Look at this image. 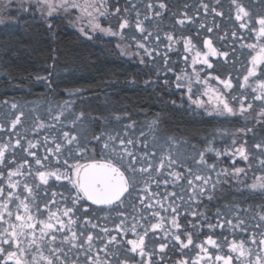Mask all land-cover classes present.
Returning a JSON list of instances; mask_svg holds the SVG:
<instances>
[{"label":"snow or ice","instance_id":"snow-or-ice-1","mask_svg":"<svg viewBox=\"0 0 264 264\" xmlns=\"http://www.w3.org/2000/svg\"><path fill=\"white\" fill-rule=\"evenodd\" d=\"M169 12L168 0H124L123 7L121 0H0V25L10 30L4 32L6 39L0 43L5 56L19 53L18 45L24 41L17 33L30 32L33 24L29 19L52 42L65 19L88 41L118 38L124 42L116 44L120 55H134L145 67L162 58L163 68L169 72L173 71L169 54L179 51L182 44L181 59L185 63L191 60L192 73L177 74L176 88L187 87L189 101L205 108L208 115L245 121V126L233 133L229 147L221 151L209 142L197 152L192 157L193 169L173 153L178 143L175 137H167L168 148L157 161L156 151H147L143 130L139 137L135 135L137 122L130 114L125 113L129 122L121 132L111 127L107 117L91 116L83 109L72 111L73 119L65 123L71 104L48 101L47 118L34 108L31 127L21 133L18 129L23 127L26 113L18 103L3 100L0 103L8 111L0 122V133L7 134L0 140V264H264V137L251 144L235 138L255 135L257 126L264 129V0H249V4L228 0L227 19H234L238 26L231 31V52H236L237 42L249 50L247 71L238 82L241 91L237 95L231 94V77L221 79L211 72L203 78L200 75L214 68L209 57L227 62L230 56L229 51L214 46L210 35L203 38L207 51L196 43L201 32L212 34L220 29L215 18L226 17L222 0H196L192 5L184 3L178 13H170L180 29L193 25L195 36L164 31L159 21ZM209 16L213 17L211 25L207 23ZM246 36L255 39L247 42ZM228 38L227 31L219 36L221 41ZM133 47L135 52L130 51ZM47 59L52 63L42 69L45 75L35 74L34 83L51 90L61 66L58 56ZM197 65L206 69H197ZM65 69L74 75L71 67L65 65ZM210 79L223 85V90L212 88ZM194 84L204 85L203 93L195 99ZM84 91L66 89L70 97ZM201 95L208 100H202ZM114 119L119 122L122 117ZM252 121L254 124L247 126ZM160 123L156 117L146 126L155 133ZM156 142L154 135L153 144ZM209 152H214L217 160L228 156L230 166L217 170V164L206 158ZM238 161L245 166H237ZM249 171L254 173L250 184L241 179ZM257 171L261 174L255 175ZM211 173H215V180ZM229 178L243 185V189L237 187L243 199L230 202L227 213L217 209L213 222L199 206L204 199L217 198L218 188L230 183ZM169 185L172 191H168ZM177 187L181 188L179 193ZM245 191L248 196H244ZM257 195L258 204L243 206ZM126 201L133 202L131 216L122 210ZM98 211L104 214L97 216ZM112 213L115 218L110 221ZM100 220L114 226L101 225ZM205 225L210 230L207 235L203 234ZM225 230L233 236L242 232L246 239L229 240ZM191 252L195 255H189Z\"/></svg>","mask_w":264,"mask_h":264},{"label":"trees","instance_id":"trees-1","mask_svg":"<svg viewBox=\"0 0 264 264\" xmlns=\"http://www.w3.org/2000/svg\"><path fill=\"white\" fill-rule=\"evenodd\" d=\"M168 3L170 12L164 15L162 21H159L161 28L164 31L175 30L178 35L183 32L184 34L195 36L196 29L193 25H187L185 28L180 29L179 26L175 25V20L170 13H178L183 8L184 3L192 5L196 3V0H168ZM123 5L124 0H121V6L123 7ZM210 17L207 20H211ZM29 23L33 24L29 33L25 34L23 30L17 33V38L22 37L24 43L18 45L20 51L16 56H12V54L5 56L3 48H0V102L5 99L10 101L15 99L29 100L32 98L47 102L56 100L67 101L72 104L73 111L79 112L83 109L88 115L107 117L111 121V127L113 124L124 125L115 122L116 120L112 118L125 113L133 117H141L142 114L147 115V117L162 116L159 119L164 118V121L162 125L160 123L158 130L160 132L165 131V133L179 134L182 137L181 140L186 142V148L187 146L193 147V144L194 146L197 145V137L194 138L193 132L203 128L201 133L204 134L202 135L203 141H201V144L204 145V148L209 142L215 149L221 151L231 145L234 138L233 135L229 137V133L217 134L211 132L212 123L210 120L195 119L196 117L193 113L177 105L176 96L165 88L163 76L167 70L163 68L162 58H157L155 64L149 62V66L145 67V65L139 63V58L134 55H120V49L116 48V44L124 42L119 41L118 38L102 37L88 41L80 36L76 28L71 27L64 20L55 42H52L43 33V29L35 27L34 21L29 19ZM104 23L107 24V21H104ZM236 27V30H238L237 25ZM6 31L10 30L0 25V43H3L6 39L4 36ZM223 34L224 31L219 30L212 34L203 31L199 38L196 39L197 47L202 51H207L203 48V38L210 35L213 43H216L218 48L222 50L220 46L225 44V41H221L219 36ZM228 34L229 38L227 40L230 41L231 33ZM237 45H239V42L236 43L235 47ZM51 49H55V52H51ZM229 49H224L230 52L228 59H234L238 54L240 57L246 56V54L237 52L232 53L231 48ZM237 49L240 50V48ZM130 51L135 52L136 50L133 47ZM49 55L58 56L61 66L58 69L59 77L54 76L53 89L51 90L42 84L34 83L35 74L40 72L41 75H45L46 73L42 69L46 63H52L51 59H47ZM169 55V66L173 68L172 72L184 70L185 68L190 69L189 66L187 67L189 61L185 67L182 66V44L179 45V51L172 52ZM236 63L240 64L237 65ZM243 64H245L243 59L235 62V65L232 66H229L228 62L220 60L214 66L216 68L214 76L218 75L220 78H228V76L236 74L237 69L243 67ZM65 65L74 70V75H70L66 71ZM145 81H151V83L146 85ZM154 86L155 89H153ZM67 88H82L85 91L80 96L70 97L66 93ZM172 101H175V104ZM216 126L224 127V129L244 127L239 122V119L232 120L227 118H220L218 123L213 125V127ZM218 136L219 139L217 138ZM259 136L260 138L264 137V129L257 126L255 135L249 133L247 137L237 136L235 138L240 140L242 137L251 144ZM197 152L198 150L196 149L195 154ZM193 156L194 153L184 163L188 166H195L192 160ZM206 158L209 163L215 162L219 169L229 167L231 164L228 156H222L217 160L214 152L206 153ZM239 163L241 164V161H238ZM255 163L253 161L254 166ZM223 179L221 177L222 181ZM229 179L230 183H225L219 188L220 197L225 199L226 202L228 200V203L242 200L243 197L237 191V187L243 189V185L238 184L234 178ZM243 180L246 181V177ZM246 182L248 183V181ZM248 195L249 193L245 191L244 196ZM227 197L229 198L227 199ZM259 202L260 199L257 195L255 199L250 198L243 206H255Z\"/></svg>","mask_w":264,"mask_h":264},{"label":"flooded vegetation","instance_id":"flooded-vegetation-1","mask_svg":"<svg viewBox=\"0 0 264 264\" xmlns=\"http://www.w3.org/2000/svg\"><path fill=\"white\" fill-rule=\"evenodd\" d=\"M208 2H211V0H208ZM222 2H223V5H224V11H225V13H226V17L223 19V20H221L219 17H216L215 19H216V21L217 22H222V23H228L229 22V19H227V13H228V0H222ZM210 19L211 20H207V23L209 24V25H211L212 24V20H213V17L211 16L210 17ZM234 20V19H233ZM229 43H230V45H231V39H230V41H229ZM214 44V46L215 47H217L218 48V46H217V44L216 43H213ZM236 45V44H235ZM237 56V57H236ZM235 56V58L234 59H228L227 60V62H228V64H229V66H232V65H235V62H238V61H241L242 59L245 61V64H243V67H240L239 69H237V73L236 74H234V75H232V76H228V78L229 77H231V79H232V81H233V84H234V89L233 90H230L231 91V94L232 95H237L241 90L238 88V82L239 81H242V77H243V75H245L246 74V71H247V66H248V59H249V56L247 55L246 57H243V56H241L240 57V55L238 54V55H236ZM242 58V59H241ZM246 58V59H245ZM222 61V62H225V60L223 59V58H220V57H209V61L211 62V63H213V65L215 66V64L217 63L218 64V62L219 61ZM190 63H191V60L189 59V64H187V63H185L183 60H182V66H186V64H187V67L190 65ZM234 63V64H233ZM237 64V63H236ZM240 64V63H239ZM239 64H237V65H239ZM197 67V69H199V68H201V67H204L205 69H206V66H204V65H197L196 66ZM190 69H184V70H176V71H174V72H169V71H166V72H164V81L165 80H169V81H171V83L170 84H165V88H166V90L168 91V92H171V93H173L174 94V96H176V99L178 100V103H177V105H179L180 107H182V109H185V110H187V111H190L191 113H193V115H195V119H205V120H210L211 121V123H212V127L210 128V130H211V132H215V133H217V128H218V126H216V127H213V125H215V124H217L218 123V120L220 119V118H227V119H232V120H238L239 119V122L242 124V125H244L245 126V121L244 120H242V118H237V117H230V116H223V117H220V116H218V115H208L207 114V111L205 110V108H197L196 107V105H194V104H192L190 101H189V99H188V92H187V87H183V88H180V89H177L176 88V86H175V77H176V75L177 74H181L182 72H185V73H188V74H191L192 73V68L191 67H189ZM216 68H213V69H206L204 72H201L200 73V75H201V77L203 78V77H205L206 75H207V73L208 72H211L212 73V75L214 76V74L216 73V70H215ZM147 73H148V71H147ZM228 78H221V79H228ZM193 79H194V77H193ZM132 84H133V82H131ZM184 83L185 84H187V78H185V81H184ZM208 83H209V85L212 87V88H218V89H220V90H223V85H221V84H218V82L215 80V79H210L209 81H208ZM153 89H155V86H154V88ZM203 91H204V85H201V84H194L193 85V99H195L196 98V95H200L201 93H203ZM249 91H250V89H249ZM202 100H204V101H207L208 100V97L207 96H203V95H201V97H200ZM183 112V111H182ZM121 117H122V119L119 121V122H117V123H120V124H127L129 121H128V119L125 117V114L124 115H120ZM131 118L133 119V120H135L136 122H137V125H139V124H141L142 122H150V121H152L153 119H155L156 117H147V115H141V117H133V116H131ZM210 130H209V132H210ZM158 132V134L155 132V133H152L150 130H148L146 133H145V137L147 138V140H148V142L150 141V140H153V136L155 135L156 136V134L157 135H161V133L162 132H160L159 130L157 131ZM165 131H163V133H164ZM177 135H179V134H177ZM137 137H139V134H137L136 135ZM145 137H140V139L141 138H143V139H145ZM179 137H181L180 135H179ZM183 141V144H186V142H184V140H182ZM196 141H197V145H195V150L197 149L198 150V152L199 151H201V150H203V148H204V145L203 144H201V141H203V137L201 136V137H197L196 138ZM186 146V145H185ZM193 146H194V144H193ZM185 149V148H184ZM187 151L188 152H191V154L190 155H192L193 153H194V156L196 155L195 154V150H193V147L192 146H187ZM185 149V150H186ZM147 151H149V152H152V150H150V149H147ZM178 153H180V152H178ZM189 155V156H190ZM179 159H182V158H179ZM188 166V165H187ZM190 167H196V166H190ZM179 171H184V169L183 168H179L178 169ZM217 170H219V167H217ZM211 175H212V179L213 180H215L216 179V175H215V173H211ZM154 187V189H155V186H153ZM179 189V187H177L176 189H175V191H177ZM173 190V188H172V186L171 185H169V188H168V191H172ZM218 190H219V188H218ZM58 191H60V190H58ZM222 193H223V191H222ZM229 197H227V199H228ZM185 199H187V198H185ZM126 203V205L128 204L129 206H130V210H129V216H131L132 215V213H133V208H132V201H126L125 202ZM229 205V203H228V200H227V202H226V200L225 199H223L222 197H220V193L218 192V195H217V198H215V199H213L212 201H208V200H206V199H204V202L199 206V210L200 211H205L206 213H207V215L210 217V218H212V221L213 222H215V213H216V211H217V209H221V210H226L227 209V206ZM246 207H248V206H246ZM99 212V211H98ZM100 214H99V216H102L104 213H102V212H99ZM225 213H227V212H225ZM115 213H112V216L110 217V221L111 220H113V218H115V215H114ZM114 215V216H113ZM229 215H230V213H229ZM117 219H114V222L115 223H118L119 222V220H117ZM182 222H185L183 219H182ZM99 223L101 224V225H104V224H107V226L109 227V228H111V227H113L114 226V224H113V222H109V221H99ZM216 231V233L218 234L219 232H220V229H216L215 230ZM209 232H210V230L207 228V226L205 225V227L203 228V234L204 235H207V234H209ZM204 235H201L200 236V238L199 239H203L204 238ZM225 235H227V237H228V239L229 240H231V239H233V238H235V239H237V240H239V239H242V238H244V239H246V234H244V233H242V232H237L236 234H235V236H233V234L230 232V231H228V230H225ZM221 239H222V237H221ZM255 247V246H254ZM224 251L226 252L227 251V247H225V249H224ZM189 255H191V256H194L195 255V252H191V253H189Z\"/></svg>","mask_w":264,"mask_h":264},{"label":"rangeland","instance_id":"rangeland-1","mask_svg":"<svg viewBox=\"0 0 264 264\" xmlns=\"http://www.w3.org/2000/svg\"><path fill=\"white\" fill-rule=\"evenodd\" d=\"M137 2H139V0H137ZM243 3L249 4V0H243ZM74 16H75V13L73 14V17H72L73 19H74ZM65 21L68 22L67 19H65ZM220 28L221 29H219V31H224V32L227 31L228 33H231V31L233 29H236L237 27H236V24H235V21L234 20H229L228 23H221ZM254 39H255L254 37H252L251 39H248V37L246 36V41L247 42H253ZM220 47L222 48V50H224L225 48H227L228 50H230L229 48H231V45L229 43V40H225V44H223ZM235 48H236V52L237 53L246 54V56L248 55V51H249L248 49H242L240 47V45H237ZM237 48H240V50L237 49ZM246 56H243V57H246ZM10 102H16V103H18L21 106V109L26 113V116L24 118L25 119V123H24L23 127H20L18 129V131H20L21 133H25L26 130L31 127L32 116L30 114L32 113V110L34 108H38L39 109V114L42 115V116H44V118L46 117V111L45 110L48 108V102L47 101L40 100L38 98H32V99H29V100L15 99V100H10ZM51 102L53 104H55V103L63 104L65 102H67V101H57L56 100V101H51ZM6 111H8V109L2 103H0V122H3V113H5ZM72 111L73 110H72V104H71V108L68 110V113H66L67 118L65 120V123H68V122H70L73 119V116L71 115V112ZM254 113L255 112H253V115H255ZM159 117H162V116H159ZM220 117H223V116H220ZM112 119H114V117ZM242 120H244V119H242ZM160 121H161V125H162L163 124V121H164V118L163 119H160ZM115 122H117V121H115ZM253 123H254V121L249 122L247 126L251 127V125H253ZM146 125H147V122L146 121L145 122H142L139 125H137V127L135 129V135L140 134L141 129L143 130L144 133H146L149 130V128ZM112 128H115V129L123 132V125L113 124L112 125ZM203 129H197L195 132H193L194 138L201 137L204 134V133H201L203 131ZM236 129L237 128L224 129V127H222V128L218 127L217 128V134H227V133H229L228 136L230 137V135H231V137H232L233 133L236 132ZM156 133L158 134L157 131H156ZM157 134L155 136V137H157V142H156L155 145L153 144V140H150L149 142L147 140V142L149 144L148 149H150L152 151H156V159H157V161L159 160L160 155L163 154L167 150V148H168V145L165 143L167 137H175L176 141H178V143H176L174 145V147L172 148L173 153L178 158H182L181 160L183 162H186L187 160H189V155L191 154V152H188L187 151L186 146H185L186 144H183V141L181 140L182 137H179V135H177V133H165V132L163 133L162 132L160 136L157 135ZM27 135H28L29 138H32V136H33V134L31 133V131H27ZM42 136H43V133H41V137ZM6 137H7V134L6 133H0V140L5 139ZM217 138L219 139V136ZM243 138L241 137L240 140L243 139ZM141 139L143 140V138H141ZM259 139H261L260 136L257 137V140H259ZM220 140H222V139L220 138ZM178 152H180V153H178ZM18 158H19V154H18ZM239 165H241L242 167L245 166L243 161H241V164L240 163L239 164L237 163V166H239ZM193 169H195V168L193 167ZM260 174H261V172H259V171H257L255 173V175H260ZM253 177H254V173L252 171H249L248 172V175L246 176V181H248L249 184L252 183ZM244 178L245 177H242V180ZM184 187H186V183H185ZM57 190H61V189L58 188ZM180 191H181V188H179L177 190L178 193ZM185 198H187V196H185ZM122 210L125 211L126 213H129L130 206L127 204L126 207L124 209H122ZM224 212H227V209L224 210ZM99 214H100L99 212L96 213L97 216H99ZM116 219L118 220V218H116ZM101 221H103V220H101Z\"/></svg>","mask_w":264,"mask_h":264}]
</instances>
